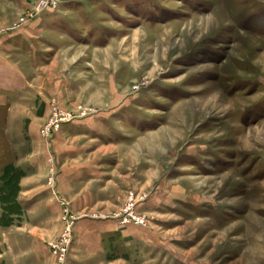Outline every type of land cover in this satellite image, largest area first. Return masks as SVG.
<instances>
[{
	"label": "rangeland",
	"instance_id": "rangeland-1",
	"mask_svg": "<svg viewBox=\"0 0 264 264\" xmlns=\"http://www.w3.org/2000/svg\"><path fill=\"white\" fill-rule=\"evenodd\" d=\"M43 2L0 0V36L34 45L10 46L12 86L26 80L27 120L45 150L58 137L60 152L114 164L100 207L75 211L60 200L46 264H65L64 250L70 259L84 220L129 227L138 239L123 248L136 262L118 245L105 264H264V0H61L42 11ZM58 12L66 21L51 19ZM56 112L78 118L71 134L42 135ZM74 131L86 135L74 140ZM10 184L15 191L14 176ZM131 210L147 227L119 223Z\"/></svg>",
	"mask_w": 264,
	"mask_h": 264
},
{
	"label": "crops",
	"instance_id": "crops-1",
	"mask_svg": "<svg viewBox=\"0 0 264 264\" xmlns=\"http://www.w3.org/2000/svg\"><path fill=\"white\" fill-rule=\"evenodd\" d=\"M58 13L57 18L54 16L51 19L59 23L66 21L63 13ZM19 44H27L31 49L34 47L27 37L16 36L9 41V36H0V264H46V261L51 260L47 244L57 238L61 231L60 200L65 198L66 201H70L75 211L100 207L110 198L109 184H114V173L109 168L114 164L106 161L92 165L84 159L81 160V152L73 147L60 152L54 145L58 137L51 152L47 151L51 148L45 150L39 144L41 142L36 121L30 123L27 120V111L24 107L32 106L28 90L25 88L26 80L22 78L19 80L20 84L12 86V76L15 77L14 72L17 71L11 66L10 46L16 47ZM65 129L67 133L72 131L69 126ZM87 130L90 131L89 134L95 135L94 129ZM74 132L76 138L74 140L86 135ZM93 139L101 140L99 136ZM102 144L101 150H111L105 145L106 142ZM49 153L54 154V159L51 157L49 160ZM51 166L54 169H51ZM52 171L56 174L57 191L53 187L51 191L48 187V175ZM18 174H21L20 185ZM11 176L15 177V191H11ZM93 186H96L95 189H92ZM89 188L94 192L91 190L89 192ZM21 203L24 204L23 212L29 220L26 226L24 223L21 226ZM153 205L149 204L150 207ZM128 228L109 221L84 220L79 223L75 245L69 259L71 264L111 263L112 259L109 260V256L111 258L114 252L112 258L116 260L118 245L121 249V258L136 262L137 252L131 255L123 249L126 245L139 246L138 239L131 238L132 232ZM151 242L150 239L144 249ZM159 250L162 255L166 251L168 253L171 251L168 247H159ZM220 259L221 257L217 259L218 264H221Z\"/></svg>",
	"mask_w": 264,
	"mask_h": 264
},
{
	"label": "built area",
	"instance_id": "built-area-1",
	"mask_svg": "<svg viewBox=\"0 0 264 264\" xmlns=\"http://www.w3.org/2000/svg\"><path fill=\"white\" fill-rule=\"evenodd\" d=\"M61 4V0H46V2H43L40 5V9H42V11H47V10H57V8L60 6ZM25 21V20H24ZM55 117L57 119V121H55L54 123H52L50 126H47L46 129H44L42 131V135H45L47 137L50 136L51 132H61L67 125H70L71 123H73L74 121H77V117L73 116L67 112H56L55 113ZM130 213V212H129ZM131 218H122L120 219L119 217H116L117 220L119 221V223L121 225L124 226H136V227H147L148 219L146 220L145 218H142L141 216H138L135 212H133V210H131ZM133 215V216H132ZM97 220V218H95ZM66 224H67V232L66 235L64 236V240L69 241V243H71L73 240V232L75 230L74 228V221L72 219H70V217L68 218V216H66L65 218ZM68 243V245H69ZM51 249L57 250L56 245H52L51 244ZM68 247V246H67ZM64 248V246H63ZM57 252V251H56ZM62 260L64 261L65 264H69V260H68V256H67V251L64 250L62 252Z\"/></svg>",
	"mask_w": 264,
	"mask_h": 264
},
{
	"label": "trees",
	"instance_id": "trees-1",
	"mask_svg": "<svg viewBox=\"0 0 264 264\" xmlns=\"http://www.w3.org/2000/svg\"><path fill=\"white\" fill-rule=\"evenodd\" d=\"M18 175H19L18 178L20 179V175H21V174H18Z\"/></svg>",
	"mask_w": 264,
	"mask_h": 264
}]
</instances>
